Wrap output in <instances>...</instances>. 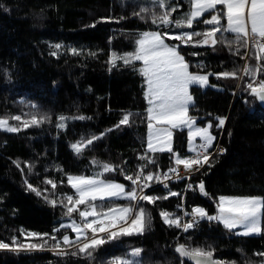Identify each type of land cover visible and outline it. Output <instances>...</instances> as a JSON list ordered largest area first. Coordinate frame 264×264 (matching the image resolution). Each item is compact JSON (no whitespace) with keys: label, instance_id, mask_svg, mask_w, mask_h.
<instances>
[{"label":"trees","instance_id":"obj_1","mask_svg":"<svg viewBox=\"0 0 264 264\" xmlns=\"http://www.w3.org/2000/svg\"><path fill=\"white\" fill-rule=\"evenodd\" d=\"M171 2L181 6L173 13L174 19L182 18L190 9L189 0ZM141 8L149 12L134 15ZM162 11L151 0H0V116L51 117L50 123L19 132L0 130V239L10 242L17 236L23 241L20 229L54 234L58 239L65 234L75 238L70 229L53 230L72 219L79 220L78 213L71 218L64 216L66 209L59 204L53 207L43 196L29 191L25 180L42 191L48 188L45 195L59 200L64 194H75L67 184L68 174L94 175L102 171L93 160L122 168L123 173H105L102 178L125 184L126 189L132 185L125 176H135L141 165L147 164L145 173L176 166L173 154L168 152L149 153L155 163L139 159L146 152L147 139L144 78L132 65L118 61L112 67L109 63L113 51L120 55L132 52L142 32H203L211 27L200 22H194L192 29L158 27L151 23V16ZM209 16L205 14L201 19ZM226 36L231 38V34ZM57 44L61 45L59 49L54 47ZM236 47L233 44L229 49L226 43L215 47L189 44L181 45L180 51L190 63V70L201 74L230 72L257 63L251 58L241 59L248 51L243 48L241 55H235ZM73 48L80 54L73 55ZM53 51L57 56L50 54ZM140 66L141 62L135 63V68ZM251 80L240 71L237 78L210 76V84L216 87L191 88L195 106L190 108V115L197 117L199 125L212 123L215 142L221 139L224 151L212 157L210 164L190 181L173 183L167 190L155 186L146 193L162 197L172 191L181 195L155 204L140 202L150 217L143 234L111 240L95 250L93 258L85 254L57 255L50 250H0V264H109L117 257L127 258L133 248L143 249L139 258L142 264H181L182 259L183 264H195L175 252L180 244L210 247L215 259L229 264H259L264 257L255 253L264 252V234L236 235L219 222L206 219L184 232L170 227L160 216L163 210L176 217L182 207L195 206L214 215L221 195L264 197V105L246 90ZM127 112L138 115L131 118L130 125L115 127ZM60 115L86 119H70L67 127L60 129L56 126ZM217 117L226 118L222 128L217 127ZM101 133L104 135L82 154L74 153L71 144ZM187 144V129L175 130L174 152L180 157L189 156ZM14 161L20 163L23 172ZM26 164L33 165L31 171ZM46 179L56 182L54 191L44 183ZM201 181L208 196L194 190ZM189 184L193 188H188ZM96 203L107 206L131 202L118 199ZM54 243L49 240V245Z\"/></svg>","mask_w":264,"mask_h":264},{"label":"snow or ice","instance_id":"obj_2","mask_svg":"<svg viewBox=\"0 0 264 264\" xmlns=\"http://www.w3.org/2000/svg\"><path fill=\"white\" fill-rule=\"evenodd\" d=\"M163 11L151 16V23L165 29L171 26L175 29H192L194 22H200L211 26L209 29L201 31H183L179 33H170L169 31H145L139 34L135 40V48L132 52L123 55L113 51L109 63L112 67L117 66L118 61L124 65L134 66L143 78L146 85L145 100L147 103L145 120L147 122L146 152L139 159L146 160L148 163H155L154 159L149 157V153L168 152L173 154L175 164L183 166L189 173L188 177H180L177 168H170L169 171L176 173L177 179L190 178L193 170H199L206 164H210L211 154L209 149L213 147L216 137L212 134V123L207 122L204 126L197 125V117L190 115V108H194L195 100L191 94V88L197 86L200 88L216 87L211 85L210 76L219 78H237L238 72L242 71L245 76L252 78L247 83L246 90L250 95L264 102V0H189L190 9L182 18H173V13L181 7L179 4H172L171 0H151ZM141 12H149L148 8H141L140 12L134 13L140 16ZM205 14H210L209 18ZM143 19V17H141ZM95 26L94 24L92 25ZM219 34V37H218ZM231 34V38L226 36ZM194 37H201L194 40ZM167 40L178 41L177 44H169ZM218 43H226L231 49L236 44L235 55H241V48L248 50L251 46V53L245 51L241 59L251 58L257 63L249 66L234 68L232 71H223L220 73L201 74L190 70V63L181 54V45L193 46H211L215 47ZM59 49L61 45H54ZM73 55H79L80 52L73 48ZM57 56V52L50 53ZM92 55H95L94 53ZM141 62V66L135 68V63ZM199 67H203L200 65ZM111 70V69H109ZM132 112L122 114L121 119L115 125L119 128L122 125H130L132 122ZM70 119L84 120V116L67 117L60 115L57 117L59 123L56 125L60 129L67 127V121ZM90 119V117H87ZM217 127L225 125L226 118L217 117ZM10 121H16L13 125ZM51 122V117L47 114L37 116L31 115L25 118L24 115L0 116V130L7 132H19L33 126H40L43 123ZM188 133V150L194 155L181 158L179 153L173 149L174 130H185ZM111 131V129H109ZM100 136H92L87 140L81 139L71 144L76 155L91 146ZM199 138L200 143H196ZM224 151L223 149L220 150ZM16 166L21 168L18 161H14ZM102 171L94 175H67V184L75 190L74 195L64 194L62 199H49L45 193L49 191L44 188L43 191L34 187L25 180L29 191L43 198L53 207L58 204L66 211L64 216L71 218L73 213H78L80 222L72 219L70 223H62L54 232H59L62 228L70 229L75 233V239L65 234L60 239L54 234L37 233L20 229L21 241L17 236L11 237L10 242L0 239V250L11 252L50 250L57 255H79L85 254L93 258V252L105 243L118 239L121 236L141 235L145 232L150 217L144 207L139 206L141 201L149 204H155L157 200L168 199L169 196H180L179 192L170 191L165 196H153L144 194V190L152 186V182L164 183L169 180L167 173L161 178L153 172L145 173L147 164L139 166L135 176L127 175L125 179L131 182L132 187L126 189V185L102 177L105 173H112L123 169L111 163H101L93 160ZM31 171L33 165L26 164ZM61 170V169H58ZM45 184L51 185L54 191L57 184L52 179H46ZM63 183V181H61ZM167 187V184L164 185ZM188 188H193L189 184ZM194 190H198L204 196L209 193L205 189L203 181L199 182ZM124 199L131 203L126 205L109 203L107 206L98 205L97 201H113ZM81 206H84L81 208ZM180 207V205H178ZM216 214L212 215L202 207H195L192 212L185 213L191 215L192 220L182 222L181 218L175 217L173 213L161 211L160 216L163 221L171 226L182 228L184 232L197 226L199 220L216 221L223 227L236 235H262L264 234V197L241 195L225 196L217 198ZM242 229V231H237ZM49 240L55 241L49 245ZM75 247L77 251L69 252L68 249ZM143 249L133 248L128 253L127 258L117 257L109 264H142L139 259ZM175 252L181 258H187L195 264H227V262L214 259V249L202 247H189L180 244L175 248ZM255 255L264 257V252H257ZM183 264V259L181 260ZM235 264V262H232ZM259 264H264L261 260Z\"/></svg>","mask_w":264,"mask_h":264},{"label":"built area","instance_id":"obj_3","mask_svg":"<svg viewBox=\"0 0 264 264\" xmlns=\"http://www.w3.org/2000/svg\"><path fill=\"white\" fill-rule=\"evenodd\" d=\"M250 48H251V46H250ZM250 48H249V49H250ZM221 149H223V145H222V143H221V139H219L217 142H215V143L213 144V147L209 149V153L211 154V159H212V157H214L215 155L221 153V151H220ZM193 155H194V154L192 153V154L190 155V157L193 156ZM207 165H208V164L204 165V166H203L202 168H200L198 171H197V170H193L192 174L190 175V178H183V179H177V178H176V175H177V174L169 171L170 168H177L180 177H188V176H189V173H188L186 170H184V168H183L182 165H181V166H177V165H176V166L169 167V168H160V169L157 170L156 174H158L161 178H163L164 174L167 173L168 176H169V177H172V178L169 179V180H165L164 183H157V182L153 183V182H152V186L149 187V188H146V189L144 190V194H146L150 189H152V188L155 187V186H160V187H162L163 189H166V190H167V189H169V188L171 187V185H172L173 183H176V182H179V181H183V180H188V181H190L191 178H192L193 176H195L196 174H198V173H200L201 171H203L204 168H205ZM146 173H148V172H146ZM165 184H167V187L164 186ZM192 210H193V208H192V209H186L185 207H182V210L178 213V215H177L176 217L181 218L182 222H189V221L192 220V217H191V215H185V213H189V214H190V213L192 212ZM179 229H182V228H179ZM182 230H183V229H182Z\"/></svg>","mask_w":264,"mask_h":264},{"label":"rangeland","instance_id":"obj_4","mask_svg":"<svg viewBox=\"0 0 264 264\" xmlns=\"http://www.w3.org/2000/svg\"><path fill=\"white\" fill-rule=\"evenodd\" d=\"M248 51L251 53V51H252V49L250 48V49H248ZM10 123L11 124H13V125H15V124H17L18 122H16V121H10ZM197 125L198 126H204V125H199L198 123H197ZM212 131V130H211ZM147 132H148V130H147ZM174 133H175V130H174ZM212 134H213V132H212ZM214 135V134H213ZM215 136V135H214ZM216 137V136H215ZM196 143L198 144V143H200V140H199V138H197V141H196ZM173 145H174V136H173ZM187 148H188V144H187ZM189 151V150H188ZM190 152V151H189ZM118 183V182H117ZM195 207H201V206H195ZM195 207H193V209L195 208ZM203 208V207H202ZM205 209V208H204ZM71 222V221H70ZM69 222V223H70ZM77 222H80V220H77ZM237 231H242V229H237ZM73 239H75V238H73ZM73 248V247H72ZM71 249V248H70Z\"/></svg>","mask_w":264,"mask_h":264},{"label":"crops","instance_id":"obj_5","mask_svg":"<svg viewBox=\"0 0 264 264\" xmlns=\"http://www.w3.org/2000/svg\"><path fill=\"white\" fill-rule=\"evenodd\" d=\"M192 154V152H190V155ZM190 155L189 156H187V157H190ZM181 158H186V157H181Z\"/></svg>","mask_w":264,"mask_h":264},{"label":"water","instance_id":"obj_6","mask_svg":"<svg viewBox=\"0 0 264 264\" xmlns=\"http://www.w3.org/2000/svg\"><path fill=\"white\" fill-rule=\"evenodd\" d=\"M263 103V105H264V102H262ZM215 259V258H214ZM227 264H229V263H227Z\"/></svg>","mask_w":264,"mask_h":264}]
</instances>
